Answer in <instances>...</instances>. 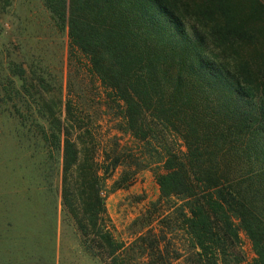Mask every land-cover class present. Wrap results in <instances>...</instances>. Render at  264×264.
<instances>
[{
	"label": "trees",
	"instance_id": "trees-1",
	"mask_svg": "<svg viewBox=\"0 0 264 264\" xmlns=\"http://www.w3.org/2000/svg\"><path fill=\"white\" fill-rule=\"evenodd\" d=\"M12 3L0 0V21ZM43 3L55 35L68 36V84L41 61L10 66L0 115L40 158V183L61 170L62 205L82 238L111 255L123 248L107 224L106 180L120 170L113 189L128 188L151 169L160 196L133 225L146 229L138 240L154 237L152 254L181 231L194 264H241L245 233L251 264H264V0ZM84 61L93 100L74 89L73 63ZM104 116L121 136L103 132Z\"/></svg>",
	"mask_w": 264,
	"mask_h": 264
},
{
	"label": "rangeland",
	"instance_id": "rangeland-1",
	"mask_svg": "<svg viewBox=\"0 0 264 264\" xmlns=\"http://www.w3.org/2000/svg\"><path fill=\"white\" fill-rule=\"evenodd\" d=\"M0 22V74L4 80L11 77L10 66L22 64L28 68L41 61L52 77L64 69L66 88L70 70L68 36L55 35L43 0H13ZM60 39L61 47L58 46ZM71 72L74 89H82L86 99L93 100L94 92L98 91L93 90L87 65L81 67L74 62ZM98 89L105 95L100 85ZM107 117L101 121L105 126L103 132L121 136ZM5 122L9 124L5 115H0V264H194L189 239L181 231L169 232L160 243L161 251L155 250L156 255L149 247V241L154 239L152 235L147 234L145 240L137 239L146 229L133 222L160 196L151 169L142 170L128 188L113 189L120 170L106 180L109 191L106 205L111 219L107 224L113 227L115 239L124 244L111 255L108 248L98 245L94 235L82 238L76 223L66 214L61 200V170L58 176L54 172L50 177L51 186L44 181L40 183L43 180L37 163L40 158H31L18 147L6 132ZM121 138L122 143L129 142L127 136ZM153 224L159 232L157 221ZM236 253L242 257L241 264L253 262L255 253L245 233L241 234Z\"/></svg>",
	"mask_w": 264,
	"mask_h": 264
}]
</instances>
